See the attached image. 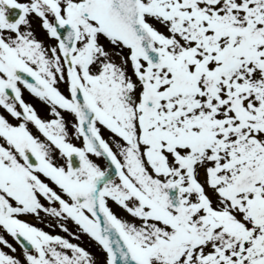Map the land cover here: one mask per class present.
Returning a JSON list of instances; mask_svg holds the SVG:
<instances>
[{"label":"snow or ice","instance_id":"6c2138e0","mask_svg":"<svg viewBox=\"0 0 264 264\" xmlns=\"http://www.w3.org/2000/svg\"><path fill=\"white\" fill-rule=\"evenodd\" d=\"M0 264H264V0H0Z\"/></svg>","mask_w":264,"mask_h":264}]
</instances>
